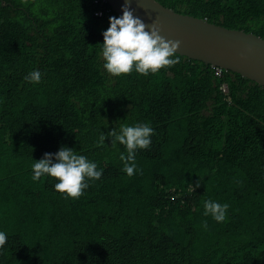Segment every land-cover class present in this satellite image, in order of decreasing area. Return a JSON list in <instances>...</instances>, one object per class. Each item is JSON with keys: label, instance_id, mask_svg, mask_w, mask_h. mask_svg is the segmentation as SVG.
Here are the masks:
<instances>
[{"label": "trees", "instance_id": "16d2710c", "mask_svg": "<svg viewBox=\"0 0 264 264\" xmlns=\"http://www.w3.org/2000/svg\"><path fill=\"white\" fill-rule=\"evenodd\" d=\"M156 1L264 38V0ZM110 16L103 0H0V264H264V87L177 53L113 76L98 56ZM135 122L155 131L129 176L107 133ZM62 145L103 169L77 198L31 179ZM209 199L229 204L223 222Z\"/></svg>", "mask_w": 264, "mask_h": 264}, {"label": "clouds", "instance_id": "9594fccd", "mask_svg": "<svg viewBox=\"0 0 264 264\" xmlns=\"http://www.w3.org/2000/svg\"><path fill=\"white\" fill-rule=\"evenodd\" d=\"M130 4L131 0H125L121 6L122 14L110 16L109 26L102 32L103 42L100 43L98 56L103 60V69L113 76L133 71L147 76L150 72L156 73L162 68L176 64L180 59L176 54L180 41L165 39L160 35L157 23L155 21L151 24L145 23L142 18L134 15ZM24 79L39 83L41 72L31 70ZM223 84L228 87L227 83ZM93 128L101 130V125L98 124ZM154 131L147 122H135L122 123L118 129L114 127L107 133L112 137L113 145L119 142L125 146L127 155L121 153L120 159L124 161L123 171L127 175L134 174V169L137 168L133 162L136 150L148 148ZM104 141L105 133L101 132L96 143L103 144ZM88 157L71 147L62 145L55 153L45 152L42 158L33 159L31 179L37 181L42 176L56 178L53 184L55 190L77 198L82 194L83 189L88 188L89 180L92 182L98 180L103 173L100 163ZM198 186L199 181L196 183V187ZM228 208V203L221 204L210 199L203 201V215H210L217 222L225 220ZM6 240V233L0 231V248L4 246Z\"/></svg>", "mask_w": 264, "mask_h": 264}, {"label": "water", "instance_id": "95a60500", "mask_svg": "<svg viewBox=\"0 0 264 264\" xmlns=\"http://www.w3.org/2000/svg\"><path fill=\"white\" fill-rule=\"evenodd\" d=\"M103 1L122 14L125 0ZM130 7L145 23L155 21L165 39L180 41L177 54L242 74L264 87V38L180 14L156 0H131Z\"/></svg>", "mask_w": 264, "mask_h": 264}, {"label": "built area", "instance_id": "2783aa9c", "mask_svg": "<svg viewBox=\"0 0 264 264\" xmlns=\"http://www.w3.org/2000/svg\"><path fill=\"white\" fill-rule=\"evenodd\" d=\"M98 15L101 16L102 13L99 12ZM216 74H217V76H222V74H223V70L220 69V68H216ZM221 88H222L224 91H227V90H228V87H227L226 84H222Z\"/></svg>", "mask_w": 264, "mask_h": 264}]
</instances>
